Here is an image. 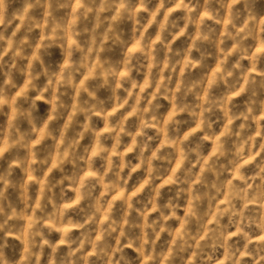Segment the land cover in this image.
I'll return each mask as SVG.
<instances>
[{
  "label": "clouds",
  "instance_id": "9594fccd",
  "mask_svg": "<svg viewBox=\"0 0 264 264\" xmlns=\"http://www.w3.org/2000/svg\"><path fill=\"white\" fill-rule=\"evenodd\" d=\"M0 264H264V0H0Z\"/></svg>",
  "mask_w": 264,
  "mask_h": 264
}]
</instances>
